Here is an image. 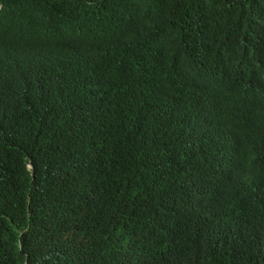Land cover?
<instances>
[{"label":"trees","instance_id":"trees-1","mask_svg":"<svg viewBox=\"0 0 264 264\" xmlns=\"http://www.w3.org/2000/svg\"><path fill=\"white\" fill-rule=\"evenodd\" d=\"M0 264H264V0H0Z\"/></svg>","mask_w":264,"mask_h":264},{"label":"clouds","instance_id":"clouds-1","mask_svg":"<svg viewBox=\"0 0 264 264\" xmlns=\"http://www.w3.org/2000/svg\"><path fill=\"white\" fill-rule=\"evenodd\" d=\"M30 166H31L30 163H27V167L30 168Z\"/></svg>","mask_w":264,"mask_h":264}]
</instances>
